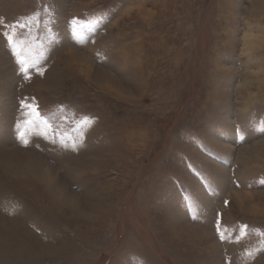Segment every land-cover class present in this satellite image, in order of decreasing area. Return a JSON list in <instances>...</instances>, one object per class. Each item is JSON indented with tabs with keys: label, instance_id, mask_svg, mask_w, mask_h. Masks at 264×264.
<instances>
[{
	"label": "rangeland",
	"instance_id": "rangeland-1",
	"mask_svg": "<svg viewBox=\"0 0 264 264\" xmlns=\"http://www.w3.org/2000/svg\"><path fill=\"white\" fill-rule=\"evenodd\" d=\"M260 129L264 0H0V264H264Z\"/></svg>",
	"mask_w": 264,
	"mask_h": 264
},
{
	"label": "snow or ice",
	"instance_id": "snow-or-ice-1",
	"mask_svg": "<svg viewBox=\"0 0 264 264\" xmlns=\"http://www.w3.org/2000/svg\"><path fill=\"white\" fill-rule=\"evenodd\" d=\"M72 23L73 25H75L78 23V21L74 19ZM8 27H11V25H9ZM19 27L23 29L25 25L20 24ZM73 31L75 33L77 32V29L74 28ZM4 35L7 37L9 44H13V45L15 44V41L13 40L12 36L8 35L7 32H5ZM16 57H17V62L20 65V71L25 74L26 78H30L29 69L32 67L33 62L23 57L22 53H19V52L16 53ZM36 71L38 72L39 75L41 76L44 75V72L40 70L39 66L36 67ZM20 104H21V109L26 110V117H27L24 120L23 124L17 123L16 125L17 131L15 134V137H16V140L21 144V146L28 148L29 146L32 145V139L29 138V134H31V137L33 138L39 137L42 139H47L48 137L47 129L52 130L53 140L51 142L55 144L56 143V139H55L56 130L55 128H53L51 123L43 119V117L40 114V111L38 110V105L29 103L27 101V98L22 100ZM85 122H87V118ZM41 123L44 125L45 131H39ZM259 131L261 132V134H264V129H260ZM83 139H84V133L80 132L78 137L72 138L71 144L61 139L59 142V147L65 150L71 147V149L75 151L83 143ZM241 141L246 142V139L243 136V134H241ZM227 203L228 202L225 201V204ZM244 227L246 228L247 225H245ZM216 232L219 234V238L222 241L226 239L224 234L221 232L219 222H217Z\"/></svg>",
	"mask_w": 264,
	"mask_h": 264
}]
</instances>
